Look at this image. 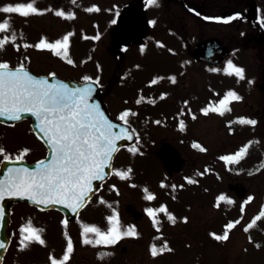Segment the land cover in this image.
Masks as SVG:
<instances>
[{
  "label": "rangeland",
  "instance_id": "rangeland-1",
  "mask_svg": "<svg viewBox=\"0 0 264 264\" xmlns=\"http://www.w3.org/2000/svg\"><path fill=\"white\" fill-rule=\"evenodd\" d=\"M51 1L53 5L58 6L56 3H59L61 0ZM80 1L77 4L75 3L71 8L63 9L66 15H74V19L58 17L55 15V10L46 9L47 12L34 18V25H32L33 31L31 34L32 38L30 39L32 41L47 36L46 41L51 42L55 37L58 38L71 34L68 57L62 58L63 50H61V55H55L53 51L43 49L37 52V47H35L32 41L28 44L32 45V47L25 48L23 45L20 48L19 45L18 50V43L21 37L18 24L21 23L22 18L17 15L8 14L5 21L10 23L11 28L5 33H0L1 38L8 37V42L3 47V50H0V61L11 65L24 62L27 65L33 66L41 74L52 73L72 79L80 78L82 80L85 77L98 78V75L102 73V78L105 76L109 77L112 73L111 68L114 65L113 63L116 60V56L113 55L115 47L113 48V41L110 37L111 29L115 27L114 22L111 24L110 20L113 17L115 19L116 9L110 12L111 14L106 9L90 12L87 11V6L82 5ZM91 1L96 2V0ZM115 1L100 0L101 7L108 8L111 6L110 2L113 4ZM9 2L18 3V0H9ZM4 3L6 2L2 0L0 7ZM153 11L158 10L149 9L150 13H153ZM2 15L3 13H0V20H3ZM159 20L163 21L161 19ZM194 21L193 18L187 17L185 22L182 21L184 26L177 29L180 37L182 35L184 36L183 38H186V41L182 38V41L184 43L186 42L185 45L184 43L181 44V40H177L176 37L167 36V34L166 36L162 35V30L158 31L160 34L159 38L166 45L159 47L149 45V50L146 48L148 56L145 55V50L137 51L135 54L137 47H131V51L124 59L126 65L125 70L123 69V75L128 74L126 69L128 71L137 69L136 73L140 72L142 75L139 76H143V80L145 76L149 77L147 82L146 79L144 80L146 82L145 84H143L142 80L136 79L131 81L125 77L124 83L127 86H131L129 92H126L122 87H117V84L113 82L106 87L107 91L111 94L108 96L110 109H112L114 114L118 111H128L131 113L130 117L133 115L132 120L139 128L141 127L143 129L142 134L144 136L146 121H144V116L140 112L146 114L147 110L142 111L145 110L143 105L137 106L135 104V98L137 95H147L149 97V79L152 75L155 76L158 70H162L158 71V75L163 74L166 76L170 72L174 73L175 77H177L175 84L177 91L162 84L159 85V88H156L157 91L169 88L171 89L169 91L176 93V95L187 96L198 92L201 93L204 91L206 84H211V77H214L212 76V72L209 73L207 71L209 69L207 66L190 61L188 52L194 42L200 37L209 33H220L217 32V29H205L204 25L198 26L196 22L194 24ZM26 31L27 29L23 28V32L25 33ZM13 34L15 35L14 41L12 39ZM97 36H99V39H95ZM83 37H87V39ZM62 40L58 38L54 43ZM170 52L175 53L176 56H173ZM133 53L134 55L132 57ZM130 57H132V63L129 61ZM68 59H71L73 64L67 63ZM104 59L109 62V68L106 62L103 64L102 60ZM177 65L179 66L173 70ZM223 67L224 69H218L219 72H223L226 69V66ZM182 71H185L184 75ZM221 80H225V78L218 79L217 77L212 81L218 84L217 90L220 89L222 91L231 86ZM145 86H147L148 92L138 90L140 88L145 89ZM238 89L242 94L246 93L243 87L240 86ZM252 93L251 99L249 100L254 105L252 109H258L260 106V110L264 115V107L259 102L258 91L252 89ZM219 97L217 96V98ZM175 100L176 98L173 97L174 103L172 106H175ZM214 101H216V97ZM217 104L219 105V102ZM149 105H152V103L149 102ZM236 108L237 111L242 108L244 110L245 105L240 101L237 103ZM179 111V109H176L169 115L172 117H180L181 114ZM156 118L158 117L156 116ZM257 118L259 120L258 125L256 126L255 124V128L250 131L251 134L246 135V137L240 136L241 133L238 132L233 135L229 134L225 126V121L228 118L220 115L219 110L217 112L210 111L208 115H199L194 120L193 126H190V131H187L189 134L185 136L178 134L170 125L163 127L151 126V129L154 130L153 132L157 134V139L152 138L153 140L149 142L145 140L139 141V145L135 147L138 149L135 154L129 151V149H125L117 154L114 161V172L127 170L128 168H134V171H137L138 168H145L146 164H149V174L140 177L139 184L140 186L154 189L153 192L156 199L152 201L145 199V192L137 185L138 183L136 181L138 179L136 177L132 178L130 176V179L121 180L114 174L102 189V192H100V196L105 198L98 201L97 197L98 203L95 201L94 203L96 205L93 208L90 205L82 212L80 217L83 226H95L102 231H106L107 226H104L106 224V215L112 216L113 208L123 219V226L131 225L132 223L127 214V210L128 207L132 206L136 211L144 214L143 220L137 221L134 225L132 224L136 227L135 229L138 235L136 237H124L116 244L109 245V247L101 245L104 246L102 249L99 247H91V244V246L89 244H82L81 246V226L78 221L74 222L68 228L71 236L70 240L76 245L75 249H73L72 262L70 264H264V241L256 245L261 238L264 239V217H261V220L247 232L244 230L247 227L246 223L253 217L255 218L257 216L256 213H260L264 209V157L262 156L264 152V120L261 119V116L260 119L259 117ZM252 119L256 121V118L253 116ZM156 130L159 131L157 132ZM254 138H259V147ZM192 139L199 140V145L206 149V151L201 152L198 148L193 147L191 143L194 140ZM163 141H169L176 147L178 146L183 156L187 158L188 165L185 172L174 175L171 178H166L167 175H165L158 161L153 160L154 157H151L152 159L149 160L150 152L146 151L147 144L148 148L152 147L151 149L154 150ZM10 144H14L12 139H10ZM246 144H251V147L239 163L229 164L222 159V157L229 156V154L235 155ZM41 152L42 156H44V145H42ZM205 168H217L218 173L205 176L203 180L198 177L197 179L200 181L195 182L193 185H187L184 182L185 179L182 174L189 175L196 171H206ZM163 173L166 176L164 179L162 176ZM160 180H167L165 181V187L160 186ZM113 182L116 183L115 189H112L114 187ZM133 185L135 186L133 187ZM240 185H243L246 193L238 197L237 194L239 192L236 187ZM168 186L171 189L168 190ZM184 188L187 190L183 191ZM240 188L242 189V186ZM221 192H223L225 197L226 195H230L231 201L234 198L235 205L231 209L234 214H229V207L227 208L223 201L219 202V207L216 206L217 200L215 196ZM249 197H252L250 202ZM164 201L169 210L167 214H171L175 218V223L168 221L170 223L167 226V223H165L162 231L165 235H159L157 237L156 235L159 234L157 225H163L165 222L164 215L167 214L157 211V218L149 217V220L147 212L145 211L149 205L153 206L152 209L157 210L156 206ZM239 202L242 204L245 203L244 212L237 208L236 205ZM153 219L161 220L154 224L151 222ZM29 223L33 228L41 230V238L45 241L43 245L38 242H31L28 245L29 249L31 247H36L39 250H43L45 247L57 249L67 245V239L63 232L67 230L68 225L65 226L58 212L54 210L40 211L28 204L21 203L15 204L13 207L14 226L12 228L16 230L13 246L18 247V243L22 245L23 233L21 229L24 226L27 227ZM229 223L235 225L229 230V239L227 241L215 240L212 234L223 235ZM243 224L244 229L242 230ZM258 237L259 240L256 242ZM157 241L161 243V247L167 244L172 251H165L154 257L151 254V247ZM123 246L127 248L125 252H121ZM104 253H110V255H104Z\"/></svg>",
  "mask_w": 264,
  "mask_h": 264
},
{
  "label": "snow or ice",
  "instance_id": "snow-or-ice-1",
  "mask_svg": "<svg viewBox=\"0 0 264 264\" xmlns=\"http://www.w3.org/2000/svg\"><path fill=\"white\" fill-rule=\"evenodd\" d=\"M73 3H76V0H73ZM147 3L149 6H158V0H147ZM34 5L35 0H31L27 4L0 7V13L18 14L21 17L43 14ZM87 11L93 12L99 11V9L93 7ZM55 15L65 19L75 18L74 15H66L63 11H56ZM238 18L232 17L217 22L227 24L232 19ZM10 28L9 22H0V33H5ZM70 35H65L62 41L55 43L42 40L35 47L51 50L55 55H61V50H63L62 58L68 57ZM85 38L87 39V37ZM12 39L15 40L14 34ZM95 39H99V36ZM7 42L8 37L0 40V50H3V46ZM24 47L28 48L32 45L25 44ZM67 63L73 64V61L68 59ZM227 68V75H235L240 80L245 78L243 68L233 65L231 62L228 63ZM52 75L54 78V74ZM170 79L175 83V77ZM88 80L89 78L85 77V81ZM98 83V80L92 82V84ZM94 90L91 84L72 88L66 83H49L47 79H37L32 76L25 69L23 63L13 70L8 63L0 62V117L18 121L23 118L24 114L32 115L38 121L39 130L51 149V156L48 161H39L35 170L23 167L8 168V174L4 176L3 180H0V200L6 195L18 196L27 198L38 205L60 204L76 212L77 205L86 200L93 191V181L102 180L106 174H109L105 172V169L112 168L114 155L120 150L117 142L122 139H131V136L128 134L127 128L111 122L101 111L99 104L90 102ZM163 98L162 96L161 99ZM240 99L241 97L237 93L229 91L217 107L205 108L203 114L208 115L210 111L217 112L219 110V114L224 115L225 112L231 111L229 104ZM129 115L130 113L125 111L118 119L126 122ZM193 119H195L194 116ZM237 122L253 127L256 124L255 120L244 118ZM183 128L184 124L181 122V130ZM193 147L198 148L201 152L206 151L199 144H194ZM250 147L251 144L241 148L235 155L224 156L222 159L226 163L237 164L246 156ZM137 150L135 147L129 149L133 154ZM3 153L4 149L0 148V154ZM26 153L27 150L17 159L22 160ZM131 172L132 169L128 168L127 170L115 171L113 174L121 180H126L130 179ZM193 182L192 180L187 181L189 184ZM161 187H165V185L162 184ZM143 191L146 194V200L156 199L155 195L150 194L147 188ZM248 199L250 202L252 197ZM220 201H225L228 204L233 203L221 195L218 197L217 207L220 206ZM101 202L103 203V201ZM157 211L167 214L165 206L158 210L146 209L150 218H154ZM261 217H264V209L244 230L247 232ZM167 218L175 223V218L171 214H167ZM185 222L187 221L185 220ZM108 223L109 228L106 231L95 226H84L85 239L83 242L94 246H109L116 244L124 237H136L138 235L134 226L121 231L119 214L115 210L113 215L108 217ZM153 223L156 224L158 221L153 219ZM64 224L67 226V221ZM234 226L233 223H229L223 235L213 233V238L217 241H227L229 230ZM21 232L25 234L21 240L24 248H27L31 242H38L41 245L45 243L40 235L41 230L33 228L30 223L27 227L22 228ZM88 233L95 234V239L88 238ZM4 247L5 245L0 243V249ZM165 251H172L167 244L159 249L155 245L151 247V254L154 257ZM72 252L73 245L69 239L66 254L60 264L67 262ZM104 255H110V253H104ZM52 264H57V261L53 259Z\"/></svg>",
  "mask_w": 264,
  "mask_h": 264
},
{
  "label": "flooded vegetation",
  "instance_id": "flooded-vegetation-1",
  "mask_svg": "<svg viewBox=\"0 0 264 264\" xmlns=\"http://www.w3.org/2000/svg\"><path fill=\"white\" fill-rule=\"evenodd\" d=\"M118 1L122 7L121 9L137 3L144 6L147 27L144 40L147 42L148 48L149 29L152 30L151 34L154 36H152V39H159L158 31L174 29L176 28L174 25L182 27L184 22L182 20L185 19L187 14L194 17L198 26L205 24L217 28V32L220 33L222 40L230 50L226 57L227 66L231 62L233 65L244 69L245 78L243 80L238 79L235 75H228V82L231 79L229 82V85H231L229 86L230 91H234L241 97L239 101H233L229 104L231 121L244 115L255 117L257 124L259 123L257 117L260 119L261 116V119L264 120L260 106L258 109L253 110L254 105L249 101L253 94L252 89L257 90L260 98L259 102L264 107V0H160L162 2L160 4L161 10L169 16V21L161 23L155 20L151 27H149V5L147 0ZM26 2L29 3L31 0ZM95 3H91V7L101 5L100 0H96ZM232 17L239 18L232 19L227 24L217 22ZM240 86L243 87L246 93L242 94L239 91ZM240 101L244 103L245 109L242 108L237 111L236 105ZM111 114L115 117L112 112ZM10 139L13 140V145L10 144ZM0 148L4 149V153L0 154V164L7 159L16 160L25 153V150H27V153L23 155V160L37 161L43 158L41 140L33 132L29 121L15 124L0 122ZM128 211H133L132 207H128ZM19 253L22 254L23 252ZM13 259L16 260L7 264H39L34 261L19 263V257ZM34 259H36L35 255ZM69 259H72V253Z\"/></svg>",
  "mask_w": 264,
  "mask_h": 264
},
{
  "label": "water",
  "instance_id": "water-1",
  "mask_svg": "<svg viewBox=\"0 0 264 264\" xmlns=\"http://www.w3.org/2000/svg\"><path fill=\"white\" fill-rule=\"evenodd\" d=\"M141 14L142 12H141L140 7L125 9L122 16L120 17V26L123 29L120 33H114L115 39H117L118 37L127 36L131 33L135 35H140V36L143 35V32H144L143 24H141V21L143 19V14L142 15ZM226 53H228V49L225 46H223V44L218 39H215V38L202 41L201 43L197 44L195 49L191 52V54L195 56L197 59L206 60V61H210L213 63L221 62ZM28 72L37 79H47L49 83H66L72 88L88 86L89 84H91L95 90L92 94V99L90 102L99 104L101 111L104 112V114L109 118L111 122L128 129V134L131 136V139H128V140L122 139L118 141L117 142L118 147L121 148L122 146L133 144L136 141L135 134L133 133V131L127 124L117 122L110 117L107 111V108L102 101L100 88L97 84H92L93 81L78 82L76 80L64 79L56 75H54V78H53V75L38 76L30 71ZM25 118L31 121L35 132L41 137V139L44 141V143L48 147L49 155L47 159L45 160V161H48V159L51 156V149L49 148L48 144L43 138V134L39 130L38 121L35 119V117H33L30 114H24L22 119H25ZM0 120L1 121H12V120L5 119L3 117H0ZM157 155L163 160L164 165L169 170V172H173L174 170L180 171L182 170L185 164V161L180 157L179 152L169 144H164L161 147V149L157 152ZM112 164H113V161H112ZM36 165L37 163L32 164V163H28L24 161H15V162L6 161L0 167V180H3L4 176L8 174L7 173L8 168L23 167V168H28L29 170H35ZM111 169H105V172L109 174H106L104 179L93 181V184H92L93 191L89 194V197L86 200L82 201L81 204L77 205L76 212H73L70 208L63 207V205H60V204H56V205L49 204L47 206L42 205V204L38 205L34 203L33 201L28 200L27 198L6 195L2 200H0V243H3L5 245L3 249H0V261L11 239L10 214H11L12 203L16 201L25 200L43 209L57 208V209L62 210L65 213L68 220H71L78 214L79 210L87 204V202L90 200L93 194L99 190L101 184L110 177Z\"/></svg>",
  "mask_w": 264,
  "mask_h": 264
}]
</instances>
